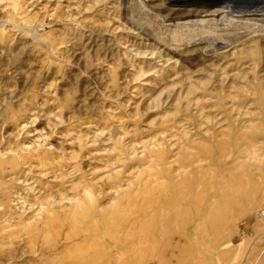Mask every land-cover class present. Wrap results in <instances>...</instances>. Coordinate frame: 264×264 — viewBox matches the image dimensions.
I'll return each instance as SVG.
<instances>
[{
    "label": "rangeland",
    "instance_id": "obj_1",
    "mask_svg": "<svg viewBox=\"0 0 264 264\" xmlns=\"http://www.w3.org/2000/svg\"><path fill=\"white\" fill-rule=\"evenodd\" d=\"M131 1L0 0V264H264V34L168 45Z\"/></svg>",
    "mask_w": 264,
    "mask_h": 264
},
{
    "label": "bare ground",
    "instance_id": "obj_2",
    "mask_svg": "<svg viewBox=\"0 0 264 264\" xmlns=\"http://www.w3.org/2000/svg\"><path fill=\"white\" fill-rule=\"evenodd\" d=\"M178 1L180 0H162L163 3ZM131 2L126 9L131 12L129 21L134 24L144 22L145 26L140 25L141 28L152 37H162L168 45H172L170 42H182L183 46L207 44L208 52H213V48L216 51H224L236 48L235 45L239 41L251 34L258 32L264 34V24L258 19L264 17V9L252 7L236 9L237 7L224 5L216 10L188 11L169 18L162 16L160 11L155 12L154 8L147 6L143 0Z\"/></svg>",
    "mask_w": 264,
    "mask_h": 264
},
{
    "label": "built area",
    "instance_id": "obj_3",
    "mask_svg": "<svg viewBox=\"0 0 264 264\" xmlns=\"http://www.w3.org/2000/svg\"><path fill=\"white\" fill-rule=\"evenodd\" d=\"M261 217L264 219V209L261 211Z\"/></svg>",
    "mask_w": 264,
    "mask_h": 264
}]
</instances>
